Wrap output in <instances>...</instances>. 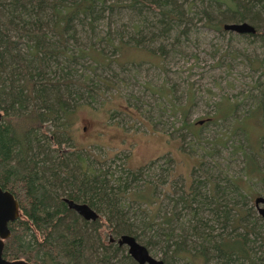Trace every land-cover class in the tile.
I'll list each match as a JSON object with an SVG mask.
<instances>
[{"label":"rangeland","instance_id":"374dc122","mask_svg":"<svg viewBox=\"0 0 264 264\" xmlns=\"http://www.w3.org/2000/svg\"><path fill=\"white\" fill-rule=\"evenodd\" d=\"M13 1L0 0L23 61L0 64L6 158L23 161L15 129H30L38 167L53 169L48 200L100 215L74 217L95 260L138 264L127 234L165 264L201 251L205 264H264V0H89L65 43L55 24L70 1L35 0L28 21ZM238 23L256 32L224 28ZM225 240L252 260L220 252Z\"/></svg>","mask_w":264,"mask_h":264},{"label":"trees","instance_id":"16d2710c","mask_svg":"<svg viewBox=\"0 0 264 264\" xmlns=\"http://www.w3.org/2000/svg\"><path fill=\"white\" fill-rule=\"evenodd\" d=\"M65 1H70L72 4L66 5L67 9L62 12L59 21L55 24L57 27L56 32L61 35L60 41L62 43L66 42L65 34L70 29L72 21L78 13L84 12L87 14L89 12L92 14L95 9L89 0ZM134 1H136L135 9H138L139 2L143 4L146 1L149 3L147 5L149 8L153 4H151V0ZM157 1L159 0L154 2ZM13 2L20 6L21 10H19L17 16L23 21H28L39 12L35 7V0H14ZM10 28L11 25L5 19L0 7V37L3 39V47L0 49V64L2 63V57L7 53L13 54L18 62L23 63L20 59L21 56L16 52V42L12 40ZM40 45L41 42L38 41L37 48L39 50H41ZM27 74L26 79L28 78L29 82L36 83L35 75L29 71ZM33 90L36 89L33 88ZM35 93L36 96L40 97L37 90ZM15 130V138L22 150L24 159L19 162H12L6 158L4 145L0 139V185L3 188L15 190L21 201L23 215L10 224L12 233L6 241L4 256L8 259H24L31 264H100L99 260H95L93 239L90 233L86 234L87 232L82 231L74 218L76 215H73L63 202L48 200L43 187V169H53L47 165L41 168L38 167L36 153L30 148L28 134L30 129L26 130L23 126V132H19L18 127ZM57 168L52 174L55 179L62 180L59 172L64 173L63 169L65 168H62V171ZM113 208L118 209L116 205H113L110 210L113 211ZM57 228L58 231L55 234ZM218 250L227 254L237 253L249 261L252 260L248 249L240 243L236 244L225 240L218 244ZM191 258L194 264H205L208 257L205 252L201 251L192 254Z\"/></svg>","mask_w":264,"mask_h":264},{"label":"water","instance_id":"95a60500","mask_svg":"<svg viewBox=\"0 0 264 264\" xmlns=\"http://www.w3.org/2000/svg\"><path fill=\"white\" fill-rule=\"evenodd\" d=\"M224 28L230 31H236L239 33H255L256 29L248 23L238 24H225ZM72 208L77 210L85 219H97L98 214L86 203H77L73 200H69ZM256 203H264L263 197H257ZM18 201L14 195L9 191L3 190L0 187V264H30L23 259L8 260L3 256V250L5 246L4 240L10 235V229L8 223L17 219ZM260 212L264 215V208L260 209ZM119 243L121 245L126 244L130 255L137 261L138 264H165L163 260L157 259L152 256L148 249L140 244L135 237L131 235H122Z\"/></svg>","mask_w":264,"mask_h":264},{"label":"flooded vegetation","instance_id":"af4514ba","mask_svg":"<svg viewBox=\"0 0 264 264\" xmlns=\"http://www.w3.org/2000/svg\"><path fill=\"white\" fill-rule=\"evenodd\" d=\"M0 187H2L1 185H0ZM2 189L3 190H6V191H9L10 193H12L13 195H14V197H15V199L18 201V205H19V207H18V212H19V215H18V217H17V219L19 218V217H21L22 215H23V209H22V205H21V201H20V199H19V197H18V195H17V193L15 192V190H13L12 188H3L2 187ZM69 200H73V201H75L74 199H71L70 197L68 198V197H63L62 198V202L67 206V208H68V210L70 211V212H72L73 213V215H76L77 217H82V218H84L77 210H75L74 208H72L71 207V205H70V203H69ZM75 202H77V201H75ZM100 215L98 214V217H99ZM16 219V220H17ZM16 220H14V221H16ZM14 221H10L9 223H8V226H9V229H10V232L12 233V231H11V228H10V224L11 223H13ZM11 236V235H10ZM9 236V237H10ZM8 237V238H9ZM7 238V239H8ZM7 239H5L4 240V242H5V244H6V241H7ZM4 248H5V246H4ZM3 256H4V250H3ZM5 257V256H4ZM6 259H8L7 257H5ZM8 260H16V259H8ZM24 260V259H23ZM30 263V262H29ZM31 264V263H30Z\"/></svg>","mask_w":264,"mask_h":264}]
</instances>
